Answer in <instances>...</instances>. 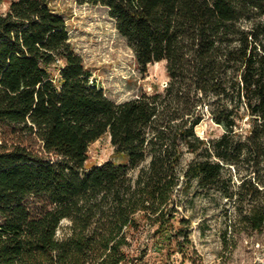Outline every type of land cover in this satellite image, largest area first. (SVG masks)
Returning <instances> with one entry per match:
<instances>
[{
  "label": "trees",
  "instance_id": "1",
  "mask_svg": "<svg viewBox=\"0 0 264 264\" xmlns=\"http://www.w3.org/2000/svg\"><path fill=\"white\" fill-rule=\"evenodd\" d=\"M76 1L106 8L139 69L165 61L168 81L111 100L49 0L9 1L0 14V264L126 263L142 223L169 231L180 187L230 204L237 224L260 231L264 0ZM205 116L223 129L217 138L196 134ZM105 134L123 161L87 167L89 145Z\"/></svg>",
  "mask_w": 264,
  "mask_h": 264
},
{
  "label": "rangeland",
  "instance_id": "2",
  "mask_svg": "<svg viewBox=\"0 0 264 264\" xmlns=\"http://www.w3.org/2000/svg\"><path fill=\"white\" fill-rule=\"evenodd\" d=\"M9 1L0 0V14ZM49 5L64 19L73 49L111 100L121 102L140 92L163 89L168 81L165 61L149 64L142 72L106 8L76 0H49ZM51 71L55 73V68ZM195 132L208 140L220 136L223 129L205 116ZM87 157V167L106 160L123 161L115 155L107 134L89 145ZM190 159L185 154L182 164ZM191 191L180 187L176 193L177 212L165 234H154L148 222H141L143 227L132 234L126 249L129 259L123 264H264V227L258 232L247 230L235 222L233 213H226L230 204L193 197ZM66 224L65 220L61 223ZM179 229L187 233L186 239L178 234Z\"/></svg>",
  "mask_w": 264,
  "mask_h": 264
}]
</instances>
